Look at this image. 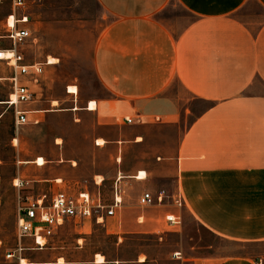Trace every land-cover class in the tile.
<instances>
[{
	"label": "crops",
	"instance_id": "crops-1",
	"mask_svg": "<svg viewBox=\"0 0 264 264\" xmlns=\"http://www.w3.org/2000/svg\"><path fill=\"white\" fill-rule=\"evenodd\" d=\"M96 1L109 20L94 50L95 73L106 95L95 101L96 110H89L91 102L85 110L96 116L99 127L120 130L112 141L100 136L105 144L96 141V148L113 145L120 165L128 145L145 142L143 122L175 126L192 102L208 108L181 136L172 158H157L150 170L138 167L135 175L118 176L124 206L106 227L93 220L69 222L47 248L37 250L33 239H25L20 257L10 259L18 264H145L111 257L92 241L102 231L116 238L119 247L125 235L165 232L168 216L179 212L166 205L143 209L139 199L146 192L157 197L164 191L165 203L170 202L176 195L169 186L175 181L173 191L198 224L247 249L191 264H264V15L241 16L248 0H175L187 16L172 19L161 15L173 0ZM256 1L264 10V0ZM45 73L39 100L31 105L44 102ZM30 111L29 124H37L31 117L43 112ZM123 130L133 131V139ZM167 164L174 169L171 184L169 178L162 183ZM141 172L147 174L145 180H138ZM132 180L146 192L139 194L138 204L136 199L128 206L124 188Z\"/></svg>",
	"mask_w": 264,
	"mask_h": 264
},
{
	"label": "rangeland",
	"instance_id": "rangeland-1",
	"mask_svg": "<svg viewBox=\"0 0 264 264\" xmlns=\"http://www.w3.org/2000/svg\"><path fill=\"white\" fill-rule=\"evenodd\" d=\"M26 4L25 13L31 20L18 25L19 29L31 32V39L21 48L26 62L44 63L54 58L58 64L44 67V102L24 107L43 112L31 117L33 122L39 123L16 127L13 110L0 105V117L3 116L0 120V264H18L7 256L15 254L19 258L20 247H27V242L20 243L17 236L20 196L48 191L54 185L57 191L86 190L94 196L101 194L111 204L119 175H135L138 167L150 170L157 158H172L181 136L208 108V105L192 102L188 115L175 126L142 121L145 142L139 146L128 145L118 165L113 145L98 149L95 143L104 141L100 140L102 135L112 141L120 130L115 126L99 127L96 116L85 110L87 103L106 95L95 73L94 50L109 20L96 0H26ZM245 14L264 15V10L256 0H248L240 13ZM22 15V11H17L18 18ZM11 16L12 0H0V50L13 47L6 38ZM186 16V11L173 0L161 18ZM190 19L195 21L193 17ZM11 76V68L0 62L1 103L12 92L8 80ZM68 87L69 93L77 95H68ZM54 102L58 105L54 106ZM123 133L127 138L134 137L131 130H123ZM39 158L45 160V166L35 164ZM161 175H164L162 183L169 178L171 184V179L175 178L172 165L167 164ZM17 179L34 183L20 191L14 186ZM56 179L63 182L55 183ZM95 179L97 182L103 179L101 187L96 186ZM122 186L125 187L124 183ZM175 186L173 181L169 190L177 195L173 191ZM124 190L128 206L136 204V199L138 204L139 194L146 192L136 180L128 183ZM165 205L179 212L180 226L169 223L170 228L161 234L125 235L119 247L116 238L106 237L101 231L93 239V245L105 249L111 257H120L126 262L143 259L145 264H191L197 258L226 257L247 251L210 233L185 207H175L172 200L157 208Z\"/></svg>",
	"mask_w": 264,
	"mask_h": 264
},
{
	"label": "built area",
	"instance_id": "built-area-1",
	"mask_svg": "<svg viewBox=\"0 0 264 264\" xmlns=\"http://www.w3.org/2000/svg\"><path fill=\"white\" fill-rule=\"evenodd\" d=\"M26 7V0H12L16 24L11 27L8 24L6 38L12 42L13 47L9 50H0V59H2L0 62H5L12 70V76L8 79L12 92L3 105L13 110L16 127H23L30 123L29 115L33 112L24 107L39 100L38 89L42 85L44 67L50 64L49 61L46 64H28L21 51L22 46L31 39L30 30L18 28L19 24H27L31 20L25 13ZM17 11H22L23 15L20 18L17 17ZM126 122L132 123L128 119ZM36 123L39 122L36 121ZM54 182L62 183L63 180L57 179ZM94 182L98 187H101L103 183V181L97 182L96 179ZM31 183L34 182L17 179L14 186L21 191L28 189ZM166 198L164 191L157 197L146 192L140 197L139 206L143 209L157 205L163 206ZM172 202L177 208L185 207L180 194L173 197ZM123 206L124 198L119 178L115 183L111 204H108L101 194L94 196L86 190L71 193L50 188L48 191L30 196H20L17 210V236L20 243L25 239H33L35 249L42 250L48 247L50 240L67 223L93 220L96 225L106 227L108 220L115 217ZM167 220L174 226H180L182 223L180 216H168ZM24 249L25 247H20L19 251L22 252ZM12 256L9 255L7 258L10 259Z\"/></svg>",
	"mask_w": 264,
	"mask_h": 264
},
{
	"label": "bare ground",
	"instance_id": "bare-ground-1",
	"mask_svg": "<svg viewBox=\"0 0 264 264\" xmlns=\"http://www.w3.org/2000/svg\"><path fill=\"white\" fill-rule=\"evenodd\" d=\"M8 24H9L10 27H11V26H15L16 21H15V18H14L13 16L9 18V20H8ZM0 54H1V53H0ZM0 60H2V59H0ZM50 60H51V61H49V62H50L51 65H56V64H58V60H57V59L50 58ZM1 104H3V103L0 102V105H1ZM57 105H58V103H57V102H54V106H57ZM89 110H91V111L96 110V103H95L94 101H92V102L90 103V105H89ZM104 144H105L104 141H101V143H98V145H101V146L104 145ZM45 163H46V162H45V160H44L43 158H39L38 161L35 162V164H36L37 166H44ZM146 177H147V174H146L145 172H141V173L139 174L138 180H145ZM120 179H122V177H120ZM101 181H103V179H102ZM97 261H98L99 263H102V262H104V258H103L102 256H98V257H97ZM141 261L143 262L144 260L142 259ZM60 262L62 263V260H61ZM21 264H28V263H27L26 260H22V261H21Z\"/></svg>",
	"mask_w": 264,
	"mask_h": 264
}]
</instances>
